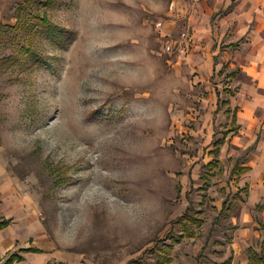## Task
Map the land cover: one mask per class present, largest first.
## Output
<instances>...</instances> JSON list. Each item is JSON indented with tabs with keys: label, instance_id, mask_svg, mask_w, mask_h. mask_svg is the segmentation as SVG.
Returning a JSON list of instances; mask_svg holds the SVG:
<instances>
[{
	"label": "rangeland",
	"instance_id": "obj_1",
	"mask_svg": "<svg viewBox=\"0 0 264 264\" xmlns=\"http://www.w3.org/2000/svg\"><path fill=\"white\" fill-rule=\"evenodd\" d=\"M2 2L0 190L20 198L14 251L40 248L16 264H250L264 199L234 169L256 162L264 94L231 67L241 46L208 67L176 0Z\"/></svg>",
	"mask_w": 264,
	"mask_h": 264
},
{
	"label": "crops",
	"instance_id": "obj_2",
	"mask_svg": "<svg viewBox=\"0 0 264 264\" xmlns=\"http://www.w3.org/2000/svg\"><path fill=\"white\" fill-rule=\"evenodd\" d=\"M5 1L0 0L2 3ZM176 3L178 8L188 12L186 18H189L196 37L193 45L194 52L203 51V54L210 58L207 62L208 67L214 69L220 66L215 62L214 57L219 55L222 45L232 48L238 44L241 46L238 47L240 48L238 50L243 49V52H236L235 61L232 62L231 67L241 70L253 95L264 94V0H176ZM1 17L2 10L0 9ZM244 39L246 41L242 43L241 41ZM224 41L226 43L223 44ZM218 44L219 46H216ZM242 59H245L246 63L241 61ZM255 108V100L252 103L236 106L233 118L236 117L238 130L229 135L238 134L243 123L250 127L254 125L255 119L251 112ZM227 138L223 145L226 144ZM251 152H254L256 162L253 165L242 164L236 167L245 168L246 170L241 173L252 175L257 180L258 187H261L262 190L260 197L264 199V141L257 140ZM249 187V185L246 186V188ZM255 205L256 208L262 207L260 220L264 223V204L257 201ZM20 214L18 193L6 194L5 191L0 190V221L8 220L10 222L7 227L0 229V264L4 263L6 256L16 251L20 240V229L18 230L16 227V216ZM25 249L30 248H21L20 250ZM38 249L40 250V248ZM23 253L31 255L38 252ZM24 254L22 262L25 261Z\"/></svg>",
	"mask_w": 264,
	"mask_h": 264
},
{
	"label": "trees",
	"instance_id": "obj_3",
	"mask_svg": "<svg viewBox=\"0 0 264 264\" xmlns=\"http://www.w3.org/2000/svg\"><path fill=\"white\" fill-rule=\"evenodd\" d=\"M48 23L44 20V25H47ZM50 30L52 28H49ZM234 124L235 127L233 128V130L231 129L229 132L226 133L225 137L223 140H219L216 143V148L214 150V161H212L209 166L210 167H215L217 165H219L220 160H219V156H220V152H221V147L222 145L225 143V139L226 137H228V135L234 131L238 130V126L236 125V117L234 118ZM245 168H235V172H241V171H245ZM258 209L262 210L261 206L257 207ZM188 224H186V226L184 227V233L182 234V236L180 238H178V242L181 241V239H185L186 237L188 238H193L196 237V231H195V227L200 228L203 226L204 222L198 218H189L188 220ZM260 225L262 228H264V223H262V221H259ZM10 224V222L8 220H1L0 221V229H4L5 227H7ZM172 245L169 246V248ZM38 249L35 248H30V249H25V250H21V252H38ZM24 260V257L21 255V253L19 252H14L12 253L5 261L3 264H16V263H20ZM172 259L167 257V256H163L162 258H160L159 264H166V263H171ZM231 263V261L229 262ZM250 264H264V241L262 243L261 246V250L257 251L254 248L250 249Z\"/></svg>",
	"mask_w": 264,
	"mask_h": 264
},
{
	"label": "built area",
	"instance_id": "obj_4",
	"mask_svg": "<svg viewBox=\"0 0 264 264\" xmlns=\"http://www.w3.org/2000/svg\"><path fill=\"white\" fill-rule=\"evenodd\" d=\"M183 37L185 38V41L187 40V38L189 37L186 33L183 35ZM172 49V46H170L169 47V50H171ZM181 51L183 52V51H185V47H183V46H181Z\"/></svg>",
	"mask_w": 264,
	"mask_h": 264
}]
</instances>
